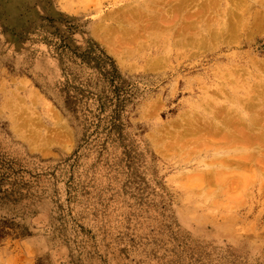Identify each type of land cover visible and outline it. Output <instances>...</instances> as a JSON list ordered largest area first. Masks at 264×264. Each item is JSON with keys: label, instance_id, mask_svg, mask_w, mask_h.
<instances>
[{"label": "rangeland", "instance_id": "1", "mask_svg": "<svg viewBox=\"0 0 264 264\" xmlns=\"http://www.w3.org/2000/svg\"><path fill=\"white\" fill-rule=\"evenodd\" d=\"M87 41L134 91L116 146L58 107ZM8 165L0 264H264V0H0Z\"/></svg>", "mask_w": 264, "mask_h": 264}, {"label": "trees", "instance_id": "2", "mask_svg": "<svg viewBox=\"0 0 264 264\" xmlns=\"http://www.w3.org/2000/svg\"><path fill=\"white\" fill-rule=\"evenodd\" d=\"M70 52L65 57L76 65L75 68L67 65L69 72L57 89L62 101L58 107L76 122V126L85 131L93 128L103 134L104 143L118 145L126 139L127 112L134 98L129 81L121 75L113 59L93 41H87L80 52ZM22 183L9 165L0 169V207L6 203L15 206L22 195ZM15 226L17 224L2 216L0 239Z\"/></svg>", "mask_w": 264, "mask_h": 264}]
</instances>
